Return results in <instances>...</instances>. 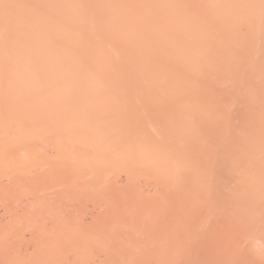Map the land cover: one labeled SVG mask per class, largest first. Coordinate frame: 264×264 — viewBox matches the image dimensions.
<instances>
[{
	"label": "bare ground",
	"instance_id": "6f19581e",
	"mask_svg": "<svg viewBox=\"0 0 264 264\" xmlns=\"http://www.w3.org/2000/svg\"><path fill=\"white\" fill-rule=\"evenodd\" d=\"M72 1L30 0L44 4L51 14L37 23L36 38L30 30L16 27L17 16L8 6L0 7V172L6 177L4 182L0 178L4 211L0 210V218L7 211L9 217L0 224V264H147L141 254L144 247L136 239L143 226L153 224L138 214L132 218L126 208L131 199L123 202V197L137 198V187L116 184L111 196L72 187L80 172L73 163L76 155H107L120 165L133 157L136 168L137 158L146 155L141 162L144 167L150 164L149 153L129 151L123 142L128 121L117 119V107L120 115L124 103L119 96L129 91L110 97L100 86L94 88L97 81L79 75L138 71L143 66L137 62L145 63L149 56H139L126 68L125 54L139 51L170 54L173 65L186 71L189 58L197 56L204 38L213 33L214 26L210 34L203 22L215 21L213 10L219 12L223 0H171L170 22L156 21L152 11L160 0H147V11H142L143 0H81L86 7ZM194 4H206L202 17L195 7L196 13L187 9ZM183 81L178 77L175 84ZM140 95L149 100L153 92L142 90ZM142 200L149 205L151 199L134 201L138 205ZM88 202L103 211L96 215L90 209L96 215L92 218L89 210L84 213L87 205L99 208ZM40 212H47L52 224ZM83 213L92 218L89 224ZM140 239L146 246L153 240L150 234L145 238L141 234ZM44 243L48 252L39 255ZM27 245L36 252L34 259Z\"/></svg>",
	"mask_w": 264,
	"mask_h": 264
},
{
	"label": "rangeland",
	"instance_id": "374dc122",
	"mask_svg": "<svg viewBox=\"0 0 264 264\" xmlns=\"http://www.w3.org/2000/svg\"><path fill=\"white\" fill-rule=\"evenodd\" d=\"M146 1L142 11H147ZM160 1L152 11L156 21H173L172 1ZM72 3L80 6L82 1ZM195 5L187 9H197L202 17L206 4ZM6 6L17 16L16 27L30 30L35 38L37 23L51 15L44 4L30 0H0V7ZM95 8H100L99 1ZM218 10H213L214 22H203L208 31L214 26V34L210 28L212 34L204 38L199 54L189 58L186 71L173 65L170 54L139 51L125 54L126 68L147 55V62H137L143 69L79 75L97 81L94 88L100 86L110 97L129 91L119 96L124 103L120 115L117 107V119L128 121L123 142L129 151L149 153L150 164L144 167L141 162L146 155L137 158V168L133 157L120 165L107 155H76L73 163L80 172L72 187L105 196L112 195L116 184L137 187L138 199H122H131L125 203L131 216L138 214L153 224L141 228L144 238H153L148 246L141 234L136 239L147 264H264V0H223ZM100 24L105 27V22ZM178 77L183 84H175ZM142 90L153 92L149 100L140 95ZM0 178L4 182V172ZM144 197L151 199L149 205L143 200L137 205ZM87 207L84 213L89 210L91 217L103 211L97 204L99 210ZM46 213L41 218L47 222ZM88 215L84 217L89 224L93 217ZM48 231L46 237L52 238ZM46 245L38 253H47ZM29 246L27 253L34 259L36 252Z\"/></svg>",
	"mask_w": 264,
	"mask_h": 264
}]
</instances>
